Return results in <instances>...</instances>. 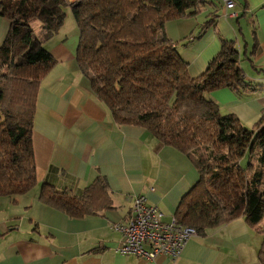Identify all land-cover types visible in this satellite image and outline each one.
Masks as SVG:
<instances>
[{
    "label": "crops",
    "instance_id": "obj_1",
    "mask_svg": "<svg viewBox=\"0 0 264 264\" xmlns=\"http://www.w3.org/2000/svg\"><path fill=\"white\" fill-rule=\"evenodd\" d=\"M213 4L168 21L165 31L183 44L178 49L191 77L206 70L224 43H233L249 88H225L207 98L251 129L264 114V0H235L233 9ZM67 17V25L45 42L55 63L36 98L32 138L37 183L15 198L0 197V264H262L264 216L255 226L240 216L198 234L176 261L120 253L123 234L117 226L127 224L133 199L144 195L170 220L199 173L185 154L163 145L146 128L113 119L78 65L80 33L75 20L71 25L70 11ZM9 28L0 16V46ZM99 178L106 183V196L95 214L72 217L41 199L44 185L81 198Z\"/></svg>",
    "mask_w": 264,
    "mask_h": 264
},
{
    "label": "trees",
    "instance_id": "obj_2",
    "mask_svg": "<svg viewBox=\"0 0 264 264\" xmlns=\"http://www.w3.org/2000/svg\"><path fill=\"white\" fill-rule=\"evenodd\" d=\"M201 0H80L72 15L80 33L77 62L92 92L121 125H140L163 145L185 154L199 180L183 197L175 217L198 234L240 216L257 225L264 215V114L249 129L224 114L207 94L249 88L233 43L197 77L188 73L166 22L196 14ZM67 0H0L10 23L0 46V197L15 198L37 183L33 121L39 85L55 61L45 42L62 28ZM35 22H40L38 31ZM259 149L249 178L242 158ZM96 196V200L93 201ZM106 196L97 179L74 198L44 185L46 205L72 217L95 214ZM263 243L259 259L264 264Z\"/></svg>",
    "mask_w": 264,
    "mask_h": 264
},
{
    "label": "built area",
    "instance_id": "obj_3",
    "mask_svg": "<svg viewBox=\"0 0 264 264\" xmlns=\"http://www.w3.org/2000/svg\"><path fill=\"white\" fill-rule=\"evenodd\" d=\"M218 4L227 9L235 7V0H201ZM207 7L203 5L202 8ZM123 234L120 253L154 260L164 255L176 261L188 242L198 235L195 228L183 225L176 217L165 219L164 213L147 203L144 195L133 199L131 215L127 224L117 226Z\"/></svg>",
    "mask_w": 264,
    "mask_h": 264
},
{
    "label": "rangeland",
    "instance_id": "obj_4",
    "mask_svg": "<svg viewBox=\"0 0 264 264\" xmlns=\"http://www.w3.org/2000/svg\"><path fill=\"white\" fill-rule=\"evenodd\" d=\"M67 1H69V0H67ZM76 4L78 3V1L77 2H75ZM73 4V3H72ZM71 4V5H72ZM70 11V21H71V25L73 26L74 25V23L76 22H74V18H72L73 17V15H72V11H71V9H68V8H66V13L67 12H69ZM67 21H68V17L66 16V20H65V24L67 25ZM170 21V20H169ZM168 22V21H167ZM166 22V23H167ZM77 25V24H76ZM40 26H41V23L40 22H35V24H34V29L35 30H37V29H39L40 28ZM178 45H183L182 43H181V41L180 42H178ZM258 151H259V149L257 148V147H254L252 150H250L249 151V153H248V156H247V158H245V160L242 162V167L243 168H247V174H248V177L249 178H251L252 177V174H253V172H254V170L256 169V167H258V165H257V163H258V155H257V153H258ZM249 156L253 159H249ZM252 160V163L250 162V163H247V161H251ZM252 169H254L253 171H252ZM264 216V215H263Z\"/></svg>",
    "mask_w": 264,
    "mask_h": 264
},
{
    "label": "water",
    "instance_id": "obj_5",
    "mask_svg": "<svg viewBox=\"0 0 264 264\" xmlns=\"http://www.w3.org/2000/svg\"><path fill=\"white\" fill-rule=\"evenodd\" d=\"M78 4V3H77ZM76 5V3H73L72 5L70 4L71 7H74Z\"/></svg>",
    "mask_w": 264,
    "mask_h": 264
}]
</instances>
